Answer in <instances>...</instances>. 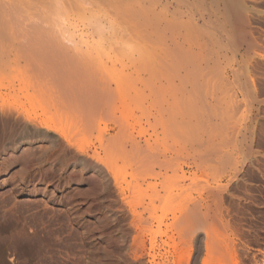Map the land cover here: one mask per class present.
Masks as SVG:
<instances>
[{
	"label": "rangeland",
	"instance_id": "1",
	"mask_svg": "<svg viewBox=\"0 0 264 264\" xmlns=\"http://www.w3.org/2000/svg\"><path fill=\"white\" fill-rule=\"evenodd\" d=\"M21 1L19 2L22 4L23 8L26 7L28 8L29 11L30 8L27 7V5L29 4L28 1L26 0H21ZM23 1H25L26 4L27 3L28 4L27 5L23 4L24 3ZM19 2L16 1V4ZM256 5H258L259 7L256 8L257 7ZM8 6L10 5L8 4ZM22 6L20 5L19 7L21 8V11L23 9ZM19 8H17V10ZM254 8L256 9L257 13L259 12L258 15L264 12V0L262 1L258 0V2L256 0L254 4ZM6 9L8 10L9 8H6L0 4V10H1L0 28L3 26L4 23V26L5 27L7 26V28L10 30V31L7 30V33H4V31L0 29V34L2 32V35L0 36V43L3 49L4 47L6 48L8 45H10L9 40L12 41L13 39L10 35H9L10 37L8 36V34L12 32V30L9 28L10 27L9 25H11L13 21L14 22L11 25L12 27L15 26V24L16 26L17 24H20V27L19 26L17 27H19V30L21 28L20 30L21 33L19 32L17 27H15L16 29H14L15 32L16 33L19 32L20 34L23 35L22 31L24 30L23 28L25 27V24L26 26L31 25L32 23H34L35 19H37L36 17L34 18V21L32 20L33 13L31 10L29 12L27 10H26L27 12L20 11L21 13H18L20 9L18 11L15 10L16 12L15 14L16 17H15L14 11L13 12L11 11L12 12L11 13L8 10L10 12L9 13ZM17 17H19V19ZM260 17H261L260 24H263L264 14H261ZM8 18L11 20H9ZM17 19L19 20V22ZM187 19H188L187 17H184L183 20H187ZM21 20L23 23L21 22ZM27 20H32L33 22L31 21L30 23V21ZM260 26H261L260 27L261 30H264V25H260ZM23 32L25 33V31ZM84 32H86V34L90 33L91 36L90 34L87 36L86 35L83 36L80 35V33L82 32H77L79 34L76 35L74 39V41L77 43H74V41L72 40L75 35L73 36L67 35V37H61V38L62 41H66L63 42L66 43V46L69 45L67 47H70V45H74L76 47L75 48L71 46L72 52L74 49H76L74 50L75 52H73V54L74 55L75 53L76 55L79 54L77 56L81 55L80 57H78L79 59L77 58L76 55L75 57L78 60L81 59L80 61L81 62L83 61L82 63L85 62L84 66L86 68L87 66H89L88 67L89 70H93L94 72L97 68L96 73H99L101 71L104 78H106V80L103 77H101L100 74L101 78H103L105 81L108 82L111 80L110 83L112 84L110 83L109 84L112 86V88L116 87L119 89L116 90L115 88V90L118 92L114 91L115 93H117V95L114 94L113 98L114 96L115 97L118 96L122 98V99L118 97L115 98L117 100V103L116 100L114 99L115 100L114 101L112 98L111 103L113 105L110 104L111 107L108 105L110 108L109 107L106 108V110H109V112L105 110L106 111L105 113L104 112L101 113L102 116L105 114L106 117L103 118L101 116L100 118L99 116L100 114L97 115L96 117H99L100 119L95 117L96 119L99 120V121L98 120L95 121L99 123V124L96 123L99 126L95 124V126H97L96 130L94 129L92 131L89 130L90 132L85 130L84 123H81L83 121L80 117H78L79 114L76 111L75 112L72 111L69 105L66 106V104L61 103V100H57L58 98L61 99L60 97L57 98L55 95V98L57 99H54L55 101L54 100L52 101L50 96L47 97L48 95H52L53 97V94H51V92L43 93L40 91L44 88L43 87L44 83L43 80L41 81L39 80L41 79L40 76H42V78L45 77L44 76L45 70L42 69L40 70L38 67H37L38 69L37 68L35 69V67L30 68L31 65L30 66L28 65L26 67L27 63H30V61L34 56L31 52H30V56H31L30 57L27 55L29 53L26 52L24 56L21 55L22 54L21 51H23L22 50L23 48H19V47L16 48L15 46H10L9 49L8 46L7 47L8 50L6 49L7 51L6 60L13 61V63L11 64L13 69L11 65L8 68L6 67V69H4V67L2 68L0 67L1 68L0 69V84H1L0 85V94H1L0 95V121H1L0 122V264H123V260L127 255L128 248L131 244L132 236L134 234L133 232L134 227L130 224L132 215L130 211L131 205H129V202H131L134 199L140 201L141 199H143L145 194H148L149 196L151 194L158 195V193L164 195L165 193L167 194L171 190H174L173 192L176 193L177 192L182 193L183 190L181 189L183 186L185 187L183 192L185 191L188 192L185 193L187 195L185 196L184 194V196L188 198L189 202H191L190 200L192 198H194L193 200L199 199L201 202V205L199 206L202 209V212L204 211L203 214L206 212L205 216L206 214L208 216V218L206 217L207 220L203 222L204 228L201 230V234L199 236L200 238L203 239L201 240V246L199 245L198 247L195 244L194 246L195 248H193L194 251L191 259V264H202V259L206 256L207 250H206L205 242L207 238H206V234L204 233L206 230L212 232L215 231V234L217 233L218 235L221 234L227 236L228 234L230 239L239 242L240 246L238 247L237 251L239 257L241 258L242 264H251L252 262H254V254H257V257L262 258V256L264 255V166H261L262 168L259 169L257 168V166L256 167L249 166V163L243 167L240 165L238 168L239 169L242 168L240 169L242 171H239V173L240 172L241 173L237 176V178L233 177L238 169V168L235 169L236 163L242 161L243 163L244 162L246 163L247 160L244 161L245 158H243L244 155L246 156L245 153L249 154L250 156L249 153L250 151L248 149V145L250 143L248 139L250 118L247 117V115L249 116V111H246L247 108L244 106H242V109L240 108V112L236 110L240 114L244 113L243 117L242 115L240 116V114H237V112L231 111L232 109L229 110V108H231L230 106L233 105V101L235 99L240 98V91L237 90L238 89L237 87H235V90L237 92H235V90H233L232 92L234 85H236V83L233 85L234 80L232 79L224 80L221 77L222 75H225L224 69L226 66L225 64H227V62L224 64L225 66H221L224 69L222 68L221 70L220 69L221 67L218 69L219 73H216L218 71L217 70L216 72L210 74H202L204 75V77L207 76V79L201 76V74L196 75V77H199L198 79H196L195 76L188 79L183 78V68L180 66L179 63L176 64L173 63L170 85H171V93H172V101H173V109L171 110V112L173 113L174 111V114L172 118L171 112L167 113L166 115L162 111L160 113L161 114L160 116L158 113L159 110H157L160 109V107L159 106L155 107L153 96L151 95V90H150L151 84L148 81L144 80L145 77L143 75L144 68L142 67L138 71H136L135 69L130 67L128 68L126 65H124V62L127 61L128 59L125 57L127 54L123 56L124 52L122 51L124 50L126 51V53L129 52L130 50L128 49H130L131 46H128L129 48L126 47L127 49L125 48L122 49L120 47H117L118 48L117 51L116 50L117 48L114 49L116 45L113 42L116 36H113L114 38L112 36L110 37L112 38L111 39L112 41L110 40L112 43L109 42V40L107 39L108 36L105 39L103 38L106 41L105 43L102 41L103 35L100 38L96 32H87V31ZM20 34L19 36H21ZM68 36L69 37L71 36L70 40ZM3 37L5 38V40ZM81 37L84 39H82ZM119 39L121 40L122 38H118V40ZM4 41L6 44L4 43ZM80 42L82 43V45ZM87 42L89 43V46L87 45L88 44ZM98 43L101 45H99ZM108 43L110 44V46ZM103 44L105 46L104 49H102L103 47H101L103 46ZM111 46H114L112 51L109 49ZM12 47L15 48L13 49ZM15 49H18V51L21 54L17 52V50ZM25 49L26 48H24V51ZM9 50L11 52H9ZM27 50L29 51V49ZM115 50L118 53H116ZM131 51H133V49ZM17 53H19L20 56ZM103 54L107 56L105 57ZM115 54H118V56H113ZM110 55L113 57H110ZM24 57L27 59H25ZM122 57H124L125 59L123 60ZM108 58L109 59L113 58V59L109 60ZM115 58H117L118 62L114 60ZM259 58H261L260 62L264 61L263 56ZM20 59H22L21 62ZM89 59H91L90 62ZM99 60L100 61L102 60L101 63ZM112 61H114V63ZM115 62L116 65H114ZM151 62L152 61L150 58V62L148 64H150ZM249 62L250 61H248V63L247 62L245 63V66H247V70L245 69L246 67L243 64H242L243 66L241 67L242 70H245V74L247 71L248 73L247 75H249L251 72V64ZM111 63H113V66L116 67H113ZM91 66H93L94 69L93 67L91 69ZM96 66L98 67L100 66V71L99 68ZM28 68L30 69L29 71L30 73H28L27 71ZM11 70L12 72H10ZM24 70H26L27 72L25 71V73H23ZM102 70L105 71L104 73L109 72L108 75L107 74L104 75ZM215 73H216V78L215 77L214 78L217 79L218 76L217 80H214V78L212 79V76L213 74L215 76ZM20 74H21L20 79L22 78V80L19 79ZM209 75L211 76V79L214 83L209 80L210 77ZM105 76H108L110 79ZM200 76L203 77L204 79L203 78L201 79ZM2 78L5 81H3ZM114 79L115 80L117 79V81H115ZM120 80H122L123 83L117 84L119 85V87H117L116 83H121ZM198 80L199 81L201 80L199 84L196 83L198 82ZM218 80L222 81L221 84L224 82L222 84L223 87L221 86ZM204 81L205 83L209 81L207 84H209V86L211 85L210 88L212 89V92L216 88H220L219 86H221V88L224 90L223 93L227 92L226 93L227 95H225V93H224L225 96L222 94L221 92L222 89L221 91L218 92V95L213 94L210 90H207L209 86L205 87L206 89H203L204 86L207 85L204 83ZM230 81H232V83ZM210 82L212 84H210ZM229 83H231V86L233 85L232 88L229 86ZM3 84L5 85V87ZM40 84L42 85L40 86ZM120 85L123 86L124 90L126 91L128 90L127 91L128 93L122 90ZM158 85L160 86V93L162 94L163 83L161 78H159ZM39 86L40 88L42 87V89H40ZM212 86L216 88H212ZM227 86L229 88H227ZM33 87H35V89H33ZM197 87H199L202 90L198 89ZM24 88H26L27 90ZM45 88H44L45 90H48L47 86ZM230 88H231L230 93L231 92L238 93V94H234L235 96L237 95L236 97L233 96L232 93H231L232 97L231 98L228 97L230 95L228 89ZM120 89L122 91H120ZM203 90H205V92L207 91L210 92H207L208 94L206 95V93H203ZM193 93H195L194 94L195 96L193 95ZM198 93L205 94L203 95L205 98L201 97V95L200 96L197 95ZM36 94L38 95L36 96ZM124 94L126 95L124 96ZM220 94H222V97L220 96ZM202 98L203 100L205 99V103L204 101H202L201 102L202 105H201L200 101L202 100ZM215 98L217 100L219 98L221 101L215 102ZM228 99L229 100L234 99V100H232V103L230 104L228 103ZM112 101L115 103H113ZM185 101L188 103L190 101V103H192L191 105L189 104L188 108L193 107L196 104L195 102L199 103L196 104V106L199 105L198 106L199 109L202 106H203L202 108H206V104L211 103V101H212L211 104L221 102L222 104L219 103L218 105L219 106L222 105L224 106V108L222 107L223 108L222 112H220L218 109L220 113H223L225 111V107H226L225 105L228 103L227 105L229 108L228 107L226 108H228L229 110V116L231 117L232 115L231 113H234L232 115L233 118L231 117L230 119V117L228 116L229 120L232 121V122L230 121L232 125L230 124L229 120L224 119L225 117H222L221 115L220 117L223 119V121L225 120L228 121V122L226 121L222 122V120L219 119L220 117H218L219 112L212 111L215 112L212 113L210 111L211 113L210 115L208 111L209 114L206 112L208 115H205L206 109L199 110V113L197 112L198 108H195L196 106L194 107V109L193 108L188 109L187 108L188 103H186ZM222 101L223 102L225 101L224 102L225 104ZM53 102L55 103L54 105ZM122 102H124L125 104L124 103L122 104ZM114 105L116 109L115 107H113ZM119 105L121 106L123 105V107ZM111 108L116 111L111 112L113 111ZM216 108H221V106L220 107L217 106ZM191 109L192 111H190ZM226 113L228 114V111ZM168 114H170V116H168ZM188 114H191L190 117ZM212 114L214 116L216 114L217 117L215 116L216 117L215 118ZM207 116H210V118L212 116V119L214 118L213 121H210L209 117H208L209 119L206 118ZM154 117H156L155 120ZM166 117L168 118L167 120ZM235 117L240 119L242 121V122L240 121L242 124L238 122L239 121L238 119H236L237 122L234 121L233 119H235ZM244 117L246 118L245 122L243 121ZM95 118H93V122H95L94 121ZM170 118H172V121ZM117 120L118 123L119 121H121L120 123H122L123 121L122 124H125V122L127 121L125 125L128 126L131 132L134 131V134L132 133L134 136H137V134H139V131L142 132L143 130L141 129L146 130L147 133L144 134L145 131L142 132L143 135L145 136H143L140 133L142 135L140 137L143 141L144 139L147 138L146 139L147 143L145 142L141 143V145H143L142 147H144L145 149L150 147V150L154 151L153 146H156L155 148L162 150V151L159 150L160 151L159 153L162 157L158 159V161L159 160L160 161L159 162L155 161L156 163L154 161H153L154 163L151 162L153 165H156L153 167L151 166L153 170L150 167L151 169L150 171L148 167L149 171L148 170H146L147 172L144 171L141 167L143 166L146 168V166L142 165L143 163L140 162V159L142 158H140L139 156H137L139 158L136 159H135L136 156H134L135 160L133 159L131 160V158L129 157L130 158L129 159L126 154H123L125 156H122V154L116 156L117 155L116 153L119 150L118 151L113 150L115 154H113V152H110L111 155L109 154V151L111 149L108 151L109 148H107L106 149L107 152L105 151L104 148L107 147L106 144L108 143L106 142L109 136L112 133L113 134L116 133L114 131H118L119 128L118 125L120 124L118 123L116 124ZM168 120L170 121L168 122ZM215 122H217L216 124L218 125V127L215 124ZM221 122L224 123V125ZM234 122H236L235 123V125H237L236 127L233 124ZM128 123H130L132 126H130V124ZM169 123L171 124V126H169L170 129L172 127V129L170 130L171 135L169 134V136H171V140L169 139L170 137L168 138L167 133L169 132V130L166 128V125H170ZM207 123H209V126L213 130V131L211 130L210 138L208 134L210 132L209 131L210 127L208 128V126H206L208 125ZM210 124L212 125L214 124L215 126L213 125L212 127ZM229 124L231 125V127L232 126L234 127L233 129H235L233 130L234 132L232 133L231 132L232 129L229 127L230 128L229 132H231L230 140L232 137H233L232 139L235 140L233 146L229 145V143L231 144L232 142H230V140L227 139L229 137L228 135L229 133L227 134L226 131H228L229 129L224 128V131L223 130L221 131L222 125L223 127H225V125L227 127V125ZM219 125L221 126L220 128ZM240 126H243L242 127L243 129ZM131 127L135 129L133 130V128ZM163 127L166 129H164ZM205 127L207 128V130ZM215 127H217L218 130ZM244 128H246V130ZM105 129H107L106 131H108V132L105 131L106 137L103 134L105 133L103 132ZM136 129L139 131H137ZM162 129L166 130V132L163 131ZM238 129H240L242 133L246 131L244 133L246 137H244L242 133L241 135L239 134L238 136L237 132L240 133ZM217 131L218 132L220 131L221 133L226 132V134L228 135V137L226 138L227 140L223 139L226 137V134L225 137L223 136L222 138L219 136L221 135V133H218ZM164 132H165L164 135H166V137L163 136ZM214 134L215 135L218 134L216 135L218 136V139ZM139 135L137 136L138 138H140ZM149 135L152 136L150 137V139H148ZM202 135L204 136V139ZM242 135L244 138L242 137ZM197 138L199 141L197 140ZM236 138L241 139L240 141H243V139L247 140L245 141L246 143L245 142L242 143L243 146H241V143H238V146L240 145L239 147H241L242 151L245 152V153L243 152L244 154L242 153V151H240L239 147L236 146L237 142L239 141V140L237 141ZM167 139L170 147L168 146L167 143H166L167 145H165V141H167ZM205 139L209 144L205 141ZM216 140L218 141V143ZM219 140L220 141L226 140L225 142H229V143H225L224 145H221L222 143H219ZM102 141L105 143V145L104 143H102ZM149 141L151 143H149ZM193 141L194 143H191ZM102 144L104 145V148L102 147ZM226 144L229 147L228 155H231L230 153L234 151L233 152L234 159L232 158V155L231 157L230 156L227 157L226 156L227 154L224 155L223 158V154L228 152L227 151L228 147ZM147 145L149 147H147ZM211 145L214 147L212 148ZM234 145L237 148L234 147ZM208 146L211 147L208 148ZM208 149H210V151L212 150V152L209 153L211 155L207 153ZM167 150L170 153L167 152ZM156 151L158 152V150H155V152ZM164 151L166 152L164 153ZM215 151H218L219 153L216 154ZM213 152L214 154H212ZM17 155H19L18 157L21 156L25 157L27 159L26 164L21 165L16 163L15 159L18 160ZM225 157H227V159ZM231 158L234 160V163ZM222 159L223 160L226 159L225 164L224 161L222 162ZM161 160L163 161L162 163H165V161L170 163H165L166 165L161 164L165 166L163 167L160 165ZM134 161H136L137 163L139 161V163L141 164L138 166L137 163ZM143 162H145V160ZM168 164L169 165L171 164L172 166H169L170 168L166 167L168 166ZM158 165L161 166L162 169L159 168ZM147 166L150 165L148 164ZM164 168H168V169H164ZM166 170L168 172H166ZM166 174L169 176H167ZM72 175L76 177V180L74 181H71L72 179L70 180V177H72ZM165 176L167 177V180L165 179ZM198 176L200 177V179ZM92 177L96 179L95 183L97 184L95 186L90 183V179L92 180ZM182 178H188V179L185 180L183 179L182 182L181 181ZM201 179L203 182L200 181ZM230 179H232V182L230 181ZM191 180L192 181L195 180L196 182L199 183L201 182L203 185L204 184L206 185L209 182L210 185L207 184L206 187L205 185L202 186L205 187V189L200 188L199 186L198 188L196 187L197 185L193 187L194 186L193 184L195 182H192ZM205 180H208V182L204 183ZM69 181H71L70 184L71 188L65 190V186L68 185ZM190 181L192 182V184L189 186L187 184H190L191 183ZM51 183H55V185H57L56 190H54L53 192L50 191V189H48V185H50ZM140 184L142 185L139 186ZM149 184L151 186H149ZM163 184H165L166 186ZM224 184L225 186L226 185L228 186L225 188ZM217 185L219 186V189ZM209 187L210 188L212 187L213 190L210 189ZM168 189L171 190L169 191ZM212 191L220 192L218 195L219 197L216 198L214 196L218 200H215L214 197H212L213 195L210 194ZM181 195L183 196V193ZM122 196L127 197L126 201L122 200ZM137 196H139L140 198L138 199ZM146 196L144 197V199L146 202H149ZM219 199H223L221 200L222 203L221 201L219 202L220 205L217 202L219 201ZM135 200L133 201L134 203L137 202ZM81 201L85 202L87 207L82 206L80 204ZM120 204L121 205L124 204V205L121 206ZM160 204L161 203L159 201L155 202V205H157V207L153 208L150 212H147L145 216L149 217L150 214L152 213V215H157L160 218H162L164 213L163 211H166L167 206H169V204H166V207L165 205H163L164 210L162 205ZM176 205L178 204L176 203ZM176 207L178 208L179 206ZM220 207L222 209H220ZM170 208L172 207L170 206L168 209ZM220 211L221 213L223 211L224 214L222 213L223 214L222 215ZM169 212L170 211H168L167 215H165L164 222H162L161 224V229L163 231H166L167 233L159 237L161 246L157 249V252L159 253V256L156 260L157 262L164 261V259L167 256V253L165 251L168 250L174 252L175 249L181 244L180 243L181 236H179L180 229L176 225L182 226V224H175L173 226L172 225L173 215L171 214L172 212L171 213ZM214 212L216 213V216L219 217L220 216L219 213H220L223 217L221 216L220 218L217 217L218 221L213 220L212 215ZM94 216H98L102 220V225L96 224L97 222L94 220L93 218ZM153 217L154 219H151L149 217L148 222L149 221L152 222L154 229H156L157 225L159 224V221L155 218V216ZM215 218L216 217H214V219ZM167 222L171 224L174 228L171 227L172 228L171 229L166 227L165 225L168 224ZM222 226L223 227L225 226V228L227 229L226 230L227 233L224 232L225 228L223 229ZM99 231L100 232L102 231L101 233L103 235L105 242L102 241L101 239L100 240L98 239L97 234L100 233ZM221 235H219L218 237H220ZM169 236H172V240H170ZM224 236H221L220 239L224 238ZM214 237H213L214 240L213 242H216L215 240L217 237H215V239ZM165 240L167 241V244L170 242L169 243L170 247H168V245L166 246L164 245ZM214 244L215 243H213V245ZM187 246L188 245H186V248L188 250L189 248ZM147 260L148 258H146L145 261L147 262ZM144 264H148V263H144Z\"/></svg>",
	"mask_w": 264,
	"mask_h": 264
},
{
	"label": "bare ground",
	"instance_id": "2",
	"mask_svg": "<svg viewBox=\"0 0 264 264\" xmlns=\"http://www.w3.org/2000/svg\"><path fill=\"white\" fill-rule=\"evenodd\" d=\"M16 1L19 2L21 0H0V4L6 8H9L8 10L10 12L14 11V15H15L16 14L15 10H17V8H19L20 5L22 6V4L20 2L16 4ZM26 1H28V3L31 6L27 3L29 5L28 6L25 1H23L24 2L23 4H26L27 7L30 8L29 11L30 10L32 11V13H33V19L32 20L34 21V18H36V17H37V19L39 18L40 20L35 19L34 23H32L31 25L26 26V24H25L26 28L24 26H21V27H24L23 31H25V33H26L25 34L22 31L23 35L20 34L21 33L20 32L21 28L19 30L20 24H17V26H19V27H17L16 24L13 27L11 26L12 23L14 22L13 21L11 23V25H9L10 27L8 26L12 30V32H10L11 34L9 33L8 36L10 35L13 39L11 41L7 38L10 42V45H8V42H7V45L9 46V49H10V46H15L16 48L17 47L23 48L22 49L23 51H21L22 54L18 51L19 48L15 49V50H17V52H19L23 56L26 53H29L27 55L30 56V52L34 55L32 60L30 61V63L26 62L27 65L26 64L25 65H26V67L28 65L29 66L31 65L30 68L35 67V69H36L38 67L40 70L41 69L45 70L44 71L45 77L42 78V76H40L41 79L39 81L43 80V83H44V85H46L48 87V90H45L46 86H44V85H43V87L45 89L44 88L42 89V87L40 88V86L43 84L41 82L42 84H40L39 88L42 90H40V91L43 93L51 92V94H53V97H52V95H48L47 97L50 96L52 101L54 99H57L58 97H60L61 99L58 98L57 100H61V103L66 104V106L69 105L72 111H74V112L76 111L79 114L78 117H80L82 119L83 122H81V123H84V127H85L86 131L90 132L93 129L96 130L97 126H99L97 124H99V123H97L95 120H98L101 118L102 112H104V113L106 111L109 112V110H106V108H108L109 106L111 107V105H113L111 103V100H112L114 94L117 95V93H115L114 91L119 90V89L116 87H115L116 90H115V88H112V86L110 85V84H112V83H110L111 80L109 82L105 81L106 78H104L102 72L100 71V66L99 67L96 66V67L99 68V71L101 73L100 72L96 73L97 72L96 67H95L96 68L95 72L93 70H89V68H88L89 66H87V68L84 66L85 62L82 63L83 61L81 62L80 61L81 59L78 60L79 59L78 57H80L81 55L77 56L79 54L76 55V53H75V55L78 58L77 59L75 57V55L73 54V52H75L74 50H76V49H74L72 52L71 46H73V47H75V46L70 45V47H71V49H70V47H67L69 45L66 46V43H63L66 41H62L61 37H67V35H71V36L75 35L74 38L72 39L74 41L76 35L79 34L77 32L83 33L84 31L96 32L100 38L103 35L102 39L103 38L105 39L108 36L107 39L109 40V42L112 41L111 40L112 38H110L111 36L112 37L116 36V38L113 37L115 39V40H113V42L116 46L115 45H114L115 47L111 46L112 49H111V47L110 48L108 47L111 51L113 50V47H114V49L117 47H120L122 49H124V48L127 49V48H129L128 46H131L130 49H128V50H130L129 52L126 53V51H124V50L122 51V52H124V54L122 53L123 56H125V54L128 55V56L127 55L125 56L128 60L124 62V65H126L128 68L129 67L133 68L136 71H138L142 67L144 68L143 69V75L145 76L144 80L148 81L151 84V86H150L151 95L153 96L155 107H158V106L160 107V109H157V110H159L158 113L160 116H161L160 113L162 111H163V113H165L167 115V113H170L171 110L173 109V101H172V93H171V85H170V83H171L170 82L171 71H172L173 63H175V64L179 63L180 64V66L183 68V78H186V79L191 78L193 76L196 77L197 74H199V75L201 74V76L204 77V75H202V74H210V73L216 72L221 66L226 65L225 69L223 67L220 68L221 70L223 68L225 71V75H222L221 77L224 80H226V79L227 80H231V79L234 80L233 85L235 83H236V85H234L232 92H233V90H235V87H237L238 89L237 88L236 89L240 91V98L237 97L238 99H235V100L232 99V100H234L232 106H230V104L232 103V100L228 99V103H230L229 106L231 108L228 107V105H227L228 103L225 106L228 107L229 110L232 109L231 111L237 112V114H240V113H238V111L240 112V108L242 109V106H244L247 108L246 111H249V116L247 115V117L250 118L249 135H248L249 137L247 136L249 139V142H250L248 145V149L250 151L249 152L250 156H249V154L242 151V148L239 147L240 145L238 146V143H241V146H243L242 143L247 141V140L243 139L244 137H246L244 135V133L246 131L244 133H242V131H240V129H238L240 131V133L236 131L238 133V136H239V134L241 135V133H242L244 135V137L242 135L243 141H240L241 139L236 138L237 141L239 140L238 142L236 141L237 142L236 146L239 147V149H240V151H242V153L244 152L246 154L247 157L244 155L245 157L243 156V158H245L244 161H246V160L247 161H246V163L244 162L245 164L243 163V161L237 162L236 166L234 165L235 169H237L240 165L243 167L248 163H249V166H251V167L257 166V168H259V169L262 168L261 166H264V61L260 62L261 58H259L261 56L264 57V45H263L264 44V30H261V28H260L261 27L260 25H264V23L260 24V20H261L260 16H261V14H264V12L260 13L259 14L260 16L258 15L259 12L257 13L256 9L254 8V4H255L256 0H26ZM11 2H13V3H11ZM257 2H258V0H257ZM3 4H6V5H3ZM8 4L10 6H8ZM258 5H256L257 6L256 8L259 7ZM22 8H23V6H22ZM19 9H18L19 11L17 10L18 13H21L22 11H26V10L28 11V8H26V7L23 8L22 11H21V8H19ZM259 11H261V10H259ZM11 16H12V14H11ZM20 16H21V14H20ZM38 16H40V17H38ZM15 17H16V15H15ZM184 17H187L188 19L183 20ZM17 18L19 19V17H17ZM0 20H1V17H0ZM9 20H11V19H9ZM32 20H27V21H30V23H31ZM18 22H19V20H18ZM21 22H22V20H21ZM15 27H17V29L19 30L20 33L18 31L17 32L21 36H19V34L15 32V30H14V29H16ZM0 29L2 31H4V33H7V30H9L7 28V26L6 27L4 26V23ZM82 33H80V35H83V36L84 35L87 36L90 34V33L86 34V32H84L85 34L84 33L82 34ZM1 35H2V32H1L0 36ZM90 36H91V34H90ZM117 36H118V38H122V39L118 40ZM70 37H69V40H70ZM5 38H6V36H5ZM5 38H4V40H5ZM64 39H66V38H64ZM82 39H84V38H82ZM92 39H93V36H92ZM104 39L102 41L106 43V41ZM261 42H262V44H261ZM4 43H5V41H4ZM74 43H77V42L74 41ZM81 45H82V43H81ZM85 45H86V43H85ZM87 45L89 46V43ZM99 45H101V44H99ZM111 45H113V44H111ZM109 46H110V44H109ZM7 47L6 48L4 47V49H3L1 46V43H0V67L1 68L4 67V69H6V67L8 68L13 63V61L6 60V58H7V51H6ZM101 47H103L102 49H104V47H105L104 44ZM24 48H26L25 51H24ZM131 48L133 49V51H131L132 50ZM150 48H151V50H150ZM27 49H29V51ZM116 50L118 51V48ZM116 50H115V52L118 53ZM9 52H11V51L9 50ZM9 52H8V55H9ZM19 53H17V54L19 55ZM99 56H101V55H99ZM104 56L106 57L107 55H104ZM113 56H118V54H115ZM113 56L110 55V57H113ZM95 57H97V56H95ZM122 58H123V60L125 59L124 57H122ZM150 58H151L152 62L150 64H148L150 62ZM25 59H27V58H25ZM111 59H113V58H110L109 60H111ZM21 60L22 59H20V62H21ZM90 60L91 59H89V62H90ZM114 60L117 61V58H115ZM120 60H122V59H120ZM101 61H100V63H101ZM248 61H250L249 63L251 64V72L249 75H247L248 74L247 71L245 74V70H242V68H241L243 65L245 66V63L246 62L248 63ZM112 62L114 63V61H112ZM226 62H227V64H225ZM107 63H108V61H107ZM113 63H111L112 66H113ZM97 64H99V63H97ZM114 65H116V62ZM103 66H102V69H103ZM11 67H12V65H11ZM15 67H17V66H15ZM92 67L93 66H91V69H92ZM113 67H116V66H113ZM245 67L244 68L247 70V66H245ZM12 69H13V67H12ZM22 69H24V68H22ZM93 69H94V67H93ZM17 70H20V69H17ZM25 71L26 70H24L23 73H25ZM27 71H28V73H30L29 68ZM10 72H12V70ZM104 72L105 71H103V73ZM108 73L109 72H106V73H104V75H106V74L108 75ZM216 73H219V70ZM216 73H215V76L213 74L212 79L214 77L216 78ZM100 74H101V77H103L105 80L100 77ZM15 76H16V74H15ZM24 76H25V74H24ZM20 77H21V74L19 75V79H20ZM105 77L109 78L108 76H105ZM203 77H201V79ZM3 78H2V80H3ZM117 78H118V76H117ZM159 78H161L162 83H163L162 94L160 93V86L158 85ZM198 78L199 77H196V79H198ZM204 78L207 79V76ZM215 78H214V80H217L218 76H217V79H215ZM109 79H107V80H109ZM212 79L210 76L209 80L212 81ZM20 80H22V78ZM3 81H5V80H3ZM115 81H117V79ZM120 81H121V83H116L117 87H119V85H117V84L123 83L122 80H120ZM163 81H165V82H163ZM200 81L198 80V82H196V81H194V82L199 84ZM205 81H204V83H205ZM23 82H25V81H23ZM219 82L221 84L222 81H219ZM227 82H229V81H227ZM230 82L232 83V81H230ZM207 83H205V84H207ZM231 83H229V86L232 88L233 85L231 86ZM210 84H212V83L210 82ZM222 84H221V86H222ZM37 85H38V83H37ZM196 86H198V85H196ZM200 86H201V84H200ZM203 86H204V84H203ZM207 86H209V84L204 86L203 89H206L205 87H207ZM214 86H215V84H214ZM214 86H212V88H216ZM221 86H219L220 88H216L215 89L216 91L214 90L212 92V89L210 88L211 85H210L209 88H207V90H210L213 94L218 95V92L221 91V89H222ZM4 87H5V85H4ZM4 87H2V88H4ZM120 87L122 88V90H124L123 86L120 85ZM199 87H197V88L200 89ZM224 87H225V85H224ZM227 88H229V87L227 86ZM231 88L228 89L229 94H230V95L228 94L229 95L228 97H230V98L232 97V95H231L232 92L230 93ZM24 89H26V88H24ZM33 89H35V87H33ZM122 90L120 89V91H122ZM200 90H202V89H200ZM124 91H126V90H124ZM210 91H207V92H210ZM223 91L224 90L222 89V91H221L222 94L224 95V93H225V95H227L226 94L227 92L223 93ZM116 92H118V91H116ZM207 92H205V90H203V93H206V95L208 94ZM235 92H237V91L235 90ZM235 92L232 93L233 96H235L234 94H238ZM195 93H193V95ZM199 93H200V91H199ZM199 93L197 95H199V96L201 95V97L205 98L203 96L205 94H203V93L199 94ZM126 94H124V96ZM222 94H220L221 97H222ZM37 95L38 94H36V96ZM55 95L57 98H55ZM30 96H32V95H30ZM117 97L118 96H116V97L114 96L113 100ZM210 97H212V96H210ZM118 98H120V97H118ZM203 98L200 101V104L202 101H204V103H205V99L203 100ZM216 98H215V102L221 101L219 99L220 97L218 98V100ZM223 98H226V97H223ZM120 99H122V98H120ZM198 99H199V97H198ZM57 100H56V102H57ZM62 100H64V101H62ZM48 101H49V99H48ZM119 102H121V101H119ZM209 102H210V100H209ZM113 103H115V102H113ZM116 103H117V100H116ZM123 103L124 102H122V104ZM186 103H188V102H186ZM195 103L199 104L197 102H195ZM211 103H212V101H211ZM211 103L206 104V108H202L203 107L202 106L199 109L198 108L199 105L196 106V104L190 108L194 109V107L196 106L195 108H198V110L197 109H195V110H197L198 113H199V110L206 109L205 115H208L210 113V111L211 112L212 111H216V112H219V111L222 112L223 111L224 106H222V105H220L221 108H216L217 106L220 107L218 104L221 102H219V103L217 102L215 104H211ZM5 104H7V103H5ZM54 104L55 103L53 102V105ZM189 104L191 105L192 103H190V101H189V103L187 104V108L189 107ZM216 104H217V106H216ZM119 106H121V105H119ZM119 106H117V107H119ZM113 107H115V105ZM121 107H123V105ZM125 107H126V105H125ZM226 107H225V111L226 112L228 111V114L225 111L223 113L219 112L218 117H220L222 115V117H225L224 119L229 120V117H230L229 116V110ZM190 108H188V109H190ZM115 109H116V107H115ZM188 109H186V110H188ZM218 109H219V111H218ZM112 110L113 111H111V112L116 111L114 109H112ZM195 110H194V112H195ZM236 110H238V111H236ZM190 111H192V109ZM208 111H209V113H208ZM132 112H134V111H132ZM202 112H204V111H202ZM212 113H215V112H212ZM171 114H172V118H173L174 111H173V113L171 112ZM191 114H188L189 117ZM216 114H215V116L217 117ZM231 114L233 115L234 113H231ZM97 115H99L100 118L96 117ZM104 115L102 116L103 118L106 117V115L105 116ZM210 115H211V113H210ZM223 115H226V116H223ZM232 115H231V117L233 118ZM241 115L243 117L244 113L243 114L241 113L240 116ZM168 116H170V114H168ZM95 117L98 119H96ZM163 117H165V116H163ZM208 117L210 118V116H207L206 118H208ZM231 117H230V119H231ZM236 117H235V119H233L234 121H236V119H238ZM93 118H95L94 119L95 122H93ZM155 118L156 117H154V120H155ZM172 118H170L171 121H172ZM167 119L168 118L166 117V120ZM211 119H212V116L210 118V121H213V119H214V118L212 120ZM219 119H221L222 122H225V121L228 122L227 120L223 121V119L221 117ZM245 119L246 118L244 117V119H243L244 122H245ZM238 120H239L238 122L240 124H242L241 123L242 121L240 119H238ZM169 121L170 120H168V122ZM230 121L231 120H229V122ZM120 122L121 121H119V123H118V120L116 121V124L117 123L120 124V125H118L119 126L118 131H114L116 133L113 134L110 131L112 134L109 136V138L107 137L108 138V140L106 142V143H108V144H106L107 147L104 148L105 143L103 141H102V143H104V145L102 144V147L105 149L106 152H107V150H106L107 148H109L108 151L111 149L112 151L110 150L109 154H110V152H113V150H117V151L119 150L118 152L116 151L117 152L116 156L121 155V154H122V156H125L123 154H126L128 156V158L129 157L131 158V160L132 159L135 160L136 158L140 157V158H142V159H140V162L143 163L142 165L146 166V168L143 166L141 168L144 171H146V170H148V167H149V170L151 171L152 167L156 166V165H153L152 163H154L155 161L157 162L158 159L161 157V155L159 153L160 152L159 150H161V149H157V148H155L156 146H153L154 151L150 150V147L148 146L149 143H151L150 141L147 145V147H149V148L145 149L144 147H142L143 145H141V143L142 142L147 143V140H146L147 138L145 137L146 139H144V141H143L140 136L143 135L142 132H144V131H145L144 134L147 133L146 130L141 129V130H143L141 132V131L136 129L137 131H139V134L140 133L142 134V135L137 134V136L139 135V137H140V138H138L137 136L133 135L134 131L131 132L130 129L128 128V126L125 125L127 121L125 122V124H122L123 121H122V123H120ZM157 122H158V120H157ZM231 122H230V124H231ZM236 122L233 123L235 127L237 126V125H235ZM209 123H211V122H209ZM209 123H207L208 125H206V126H208V128L210 127ZM216 123L217 122H215V124ZM95 124L97 126H95ZM128 124H130V123H128ZM222 124L224 125V123H222ZM230 124L227 125V127H226V125H225V127H223V125H222V127L219 125V128L221 127V131L222 130L224 131V128L229 129L228 131H226L227 134L229 133L228 134L229 137L226 134V132L225 133L222 132L223 133V135H222V133L220 131L219 132L217 131L218 133H221V135H219V136L222 138H223V136L225 137V134H226V137L223 139H226L228 137L227 139L230 140V137H231L230 133L231 132L233 133L234 132L233 130H235V129H233L234 128L233 126L231 127L232 124L231 125ZM210 125L213 127L214 124L213 125L210 124ZM130 126H132V125L130 124ZM169 126H171V124L166 125V128L169 130L167 135H168V138L170 137L169 139L171 140V136H169V134L171 133L170 130L172 129V127L170 129ZM217 127H218V125H217ZM217 127H215V128L218 130ZM229 127L232 129L231 132H229L230 131ZM240 127L242 128L243 126H240ZM131 128H133V127H131ZM166 128H164V129H166ZM246 128H247V126H246ZM246 128H244V129L246 130ZM134 129L135 128H133V130ZM106 130L107 129H105L103 132H105ZM206 130H207V128H206ZM211 130L212 129L210 127V130H209L210 132L208 133L209 138L211 135ZM163 131L166 132V130H163ZM106 132H108V131H106ZM106 132L103 133L104 136L106 135ZM165 132L163 133V136L166 137V135H164ZM217 132H214V133H217ZM216 135H218V134H216ZM143 136H145V135H143ZM212 136H213V134H212ZM232 136H234V135H232ZM150 137H152V136L149 135L148 139H150ZM216 137L218 139V136H216ZM158 138H159V136H158ZM232 138L230 140V142H232L231 144L229 142H225L227 139L225 141L219 140V143H222L221 145H224L225 143H229V145L233 146V143L235 142V140H233ZM203 139H204V136H203ZM197 140H198V138H197ZM163 141H165V140H163ZM205 141H206V139H205ZM200 142H202V141H200ZM166 143L170 147V145L168 143V139H167V141H165V145H167ZM191 143H194V141ZM217 143H218V141H217ZM212 145H214V144H212ZM236 146L234 145V147H236ZM210 147L208 146V148H210ZM213 147L214 146H212V148ZM218 147H219V145H218ZM227 147H228V145H227ZM165 149H163V150H165ZM155 150H158V152L157 151L155 152ZM228 150H229V147H228L227 151ZM218 151H219V149H218ZM218 151H215L216 154L219 153ZM165 152L166 151H164V153ZM167 152H169V151L167 150ZM210 152H212V150L210 151V149H208L207 153L209 154ZM233 152L230 153L232 155V158L234 157ZM113 154H115V153L113 152ZM212 154H214V152ZM228 154H229V151L227 153H224L223 158H224V155H226L227 157L228 156L231 157V155H228ZM209 155H211V154H209ZM18 156L19 155H17V157ZM134 156H136L135 159H134ZM137 156H139V157H137ZM217 157H218V155H217ZM227 157H225V158L227 159ZM143 159L145 160V162H143L144 161ZM15 160H16V163L21 164V165H24L27 162L26 161L27 159L23 156L18 157V160L17 159H15ZM137 160H139V159H137ZM141 160H143V161H141ZM163 160H165V159H163ZM166 160H168V159H166ZM225 160L222 159V162L224 161V164H225ZM228 160H230V159H228ZM134 162H136V161H134ZM162 162L163 161L161 160L160 165L161 164L166 165L165 163H170V162H166V161H165V163H162ZM141 163H139V161H138L137 165L139 166ZM233 163H234V160H233ZM148 164L150 166H147ZM171 164L170 165L168 164V166H166V167L170 168L169 166H172ZM164 165H161V166L165 167ZM161 166H159V168H161ZM150 167H151V169H150ZM168 168H164V169H168ZM240 169H242V168H240ZM240 169L238 168L237 172L236 173L234 172L235 173V175L233 176L234 178H237V176L241 173V172L239 173V171H242ZM166 172H168V171L166 170ZM194 175H195V173H194ZM167 176H169V175H167ZM188 178H182L181 181L183 182V179L185 180ZM165 179L167 180L166 176H165ZM168 179H169V177H168ZM199 179H200V177H199ZM240 179H241V177H240ZM70 180L74 181V180H76V177L72 175V177H70ZM71 181H69L68 185L65 186V190L71 188V186H70ZM200 181H202V179ZM230 181L232 182V179H230ZM95 182H96V179L92 177V180L90 179V183L95 186L97 184ZM143 182H144V179H143ZM192 182H195L193 184L194 185L193 187H195V185H197L196 187L199 186L200 188H203V189H205L207 184H209L208 180L204 181V183L208 182L206 185L204 184L205 187H202L204 185L201 182L199 183V182H196L195 180H193ZM192 182L190 184H187V185L190 186L192 184ZM180 184H181V182H180ZM200 184H201V186H200ZM141 185L142 184H140L139 186H141ZM153 185H155V184H153ZM163 185H165V184H163ZM56 186L57 185H55V183H51L50 185H48V189H50V191L53 192L54 190H56ZM149 186H151V185L149 184ZM224 186H225V184H224ZM227 186L228 185H226L225 188ZM212 187L211 188L209 187V188L213 190ZM184 188L185 187L183 186L181 190L184 191ZM121 189H122V187H121ZM210 189H208V190H210ZM218 189H219V186H218ZM168 190L170 191L171 189H168ZM226 190H228V189H226ZM123 191H124V188H123ZM173 191L174 190H171L170 192H168L167 194L165 193L164 195L163 194L161 195L158 193V195L157 194L156 195L151 194L150 196L148 194L144 193L145 196L148 195V196H146V198L149 200V202L145 201V199H144L145 196L140 201H137L133 198L135 201H137L136 203L133 202L134 200L129 202V205H131L130 211H131V215H132L130 224L134 227V231H133L134 234L132 236L131 244L128 248L127 255H126L125 259L123 260V264H144V263H148V264H191V259H192V255H193V251H194L193 248H195L194 247L195 244L198 247H199V245L201 246V240H203V239L200 238L199 236L201 234V230L204 228L203 222L207 220L206 217L208 218V216H207V214L205 216L206 212L203 214L204 211L202 212V209L199 206V205H201V202L199 199L193 200L194 198H192L190 200L191 202H189L188 198L185 197L187 195L185 193H188V192L182 191L183 196L185 194V196L183 197L181 195L182 193H178V192L176 193ZM187 191H188V189H187ZM216 192L212 191L210 193L213 195L212 197H214V196L216 198L219 197L218 195L220 192H217V193ZM137 197H138V199L140 198L139 196H137ZM215 197H214V199L218 200ZM126 198L127 197L122 196V200L126 201ZM221 200H223V199H219V201H217V202L219 203ZM157 201H159L161 203L160 205H162V207H163V205H165V207H166V204H169V206H167L166 211H163L164 210V207H163L162 211L164 213H163L162 218H160L157 215H152V213L150 214L149 217L151 219H154L153 216H155V218L159 221L157 228L154 229L152 222H150V221L148 222L149 217H146L145 215L147 212H150L153 208L157 207V205H155V202H157ZM176 203L178 205H176ZM221 203H222V201H221ZM80 204L82 206L87 207V205L83 201H81ZM173 204H175V205H173ZM122 205H124V204H122ZM219 205H220V203H219ZM170 206L172 208L168 209ZM176 206H179V207L177 208ZM216 208H217V206H216ZM172 209H173V211H172ZM220 209H222V208L220 207ZM155 210H157V209H155ZM168 211H170L169 213L172 212L171 214L173 215L172 216V218H173L172 225L173 226L175 224H182V226L176 225L180 229V235L179 236H181V238H180L181 244L178 246L179 248L177 247L175 249L174 252L168 251V250L165 251L167 253V256L165 259L163 258L164 261L163 262H157L156 260L159 256L157 249L161 246V243L159 241V237L167 233L166 231H163L161 229V224H162V222H164L165 215H167ZM214 213H213L212 217H213V220H216V221H218V218H220V216L223 217L222 215L224 214L223 211H222L223 214L220 211V213L222 215L219 213L220 216L218 217V216H216V213L215 214ZM214 217H216V218L218 217V218L214 219ZM93 218L97 222L96 224L102 225V220L98 216H94ZM219 221H220V219H219ZM220 223H221V221H220ZM172 225L168 223L165 226L168 228H171V227L174 228ZM221 225H223V224H221ZM97 228H98V225H97ZM224 228H225V226L223 227V229ZM171 229H169V230H171ZM179 229H178V231H179ZM226 230L227 229L225 228L224 232H226ZM96 231H98V230H96ZM101 232L97 234L98 239L99 240L101 239L102 241L105 242ZM217 232H219V231H217ZM224 232H222V233H224ZM204 233L206 234V238H207L206 242H205V246H206L207 251H206V256L202 259V264H242L241 258L239 257L238 251H237L238 247L240 246L239 242H236V241L230 239L228 234H227V236L219 234L221 236H224V238L220 239L221 236L218 237L219 235L216 233L218 235L217 236L215 234V231L212 232V231L206 230ZM213 235L215 237H217L215 240L216 242H213L214 241ZM215 237H214V239H215ZM169 238H170V240H172V236H169ZM169 243L167 244V241L165 240L164 245L165 246L168 245V247H170ZM213 243H215V244L213 245ZM162 244H163V242H162ZM186 245H188L187 246L189 248L188 250L186 248ZM162 247H164V246H162ZM185 248L188 252L185 250ZM146 258H148L147 262L145 261ZM251 264H264V255L262 256V258H259V257H257V254H254V262H252Z\"/></svg>",
	"mask_w": 264,
	"mask_h": 264
}]
</instances>
